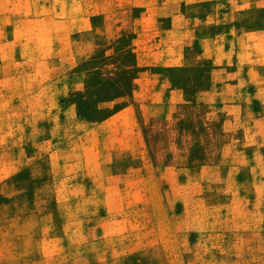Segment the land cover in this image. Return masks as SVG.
<instances>
[{"label":"rangeland","instance_id":"rangeland-1","mask_svg":"<svg viewBox=\"0 0 264 264\" xmlns=\"http://www.w3.org/2000/svg\"><path fill=\"white\" fill-rule=\"evenodd\" d=\"M0 264H264V0H0Z\"/></svg>","mask_w":264,"mask_h":264}]
</instances>
